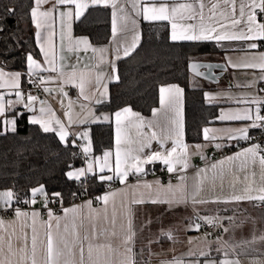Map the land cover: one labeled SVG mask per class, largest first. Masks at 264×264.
Returning a JSON list of instances; mask_svg holds the SVG:
<instances>
[{"label":"crops","instance_id":"1","mask_svg":"<svg viewBox=\"0 0 264 264\" xmlns=\"http://www.w3.org/2000/svg\"><path fill=\"white\" fill-rule=\"evenodd\" d=\"M178 2H191V0H178ZM205 4L210 6L212 0H204ZM239 4L240 0H237V13L239 16ZM35 6V4H34ZM123 6L127 12L133 15L137 20L136 31L140 34V39L137 47L131 52L132 55L139 47L142 41V25L143 23H167V21L148 22L144 21L142 17H135L132 13L131 5L126 3L125 0H119V5ZM51 7V4H44L41 10H47ZM96 7H104L94 6ZM89 8L85 14L91 9ZM110 9L112 13L111 6ZM64 10V9H62ZM223 5L221 3V8ZM84 14V16H85ZM208 9H205V15L207 16ZM82 16L79 20H81ZM79 20L73 21L72 24V37L74 39L86 37L91 46L96 49L104 48L107 52L104 53V59L101 60V54L94 53L91 48L87 51L83 50V46L79 50H68V40L65 34V38L61 41V27L59 22L58 13L54 14L53 18V46L56 54L55 67L57 71H41L48 75V78L43 83L45 88L49 91H45L47 97V103L40 105L37 99L33 101L30 107H25L28 104V96H34L32 93L25 94L23 91L24 85L29 78L28 67L26 72L17 70H7L0 68L6 75L0 84L5 81L11 82L13 73H20V87L18 89L10 87H2L0 89L6 90V93L0 94L3 97L4 114L0 116V130L4 131V121L16 119V116L20 112L27 114V120L30 123L32 116H37L43 120L53 121V127L55 120L59 119L65 126L69 135L67 141H71L75 144L77 141H85L79 134L88 132L89 140L91 141V128L90 125L97 123H111L113 127V144L112 147L106 149L100 153H95L92 147V151L87 154V160L83 161V165L80 167L72 168L69 171L77 169L87 168V164L90 160L95 161L97 158L103 162V155L105 152H111L112 156L109 158V162L114 168L115 164V150H116V117L115 113L122 111L125 108H130L133 112L138 113L144 118L145 127L142 132L150 136L152 131H155L158 136L163 137L162 129L167 123L164 119V113L158 116H153V111L149 115H144L141 112L135 110L130 106L123 107L114 113L98 110V106L107 101L110 96V87L118 80L115 76H118V63L122 59L128 56L123 55V49L125 46H130L132 42L133 32L128 31L126 33H118L115 41L112 36V15L110 17L111 36L107 43L94 44L91 39L84 34H76L74 27L75 23ZM260 22H264L258 18ZM34 24V23H33ZM35 27V24H34ZM129 24V29H131ZM245 25L242 23L237 26V30L243 29ZM36 32L38 31L35 27ZM44 34H47V30H41ZM172 41V40H171ZM190 43H211L224 49V52L208 53L198 58L197 60H205L210 62H218L226 65V70L223 72V76L219 78L220 82L223 78H226L225 87L220 89L216 84L210 81L205 82V93H208L213 97L210 102L206 99L210 105L217 106V115L212 120V123L202 128V140L198 143H190L186 140V110H185V91L183 92V123H184V138L183 142L188 146V168L183 169L182 164L176 163L174 165L175 170L173 172L168 171V166L162 161H154L143 165L142 172H136L135 169H131L124 182L114 175V171L105 169L104 173H100L99 165H94V172L98 175L113 176L112 180H104L106 186L118 182L120 185L114 189L103 192L98 201L95 202L90 198H85L80 201L74 202L70 205L64 206L58 213H53V219L51 220L53 226V234L56 235V219L60 217V232L64 233V226H68V233H65L67 238L71 240L72 225L75 223L76 230L79 232L81 238L87 235L89 240L93 243L111 244L114 250L111 255L113 264H121L122 261H126L131 256L135 264H220L221 261L228 259L232 261H239V264H264V240L260 237L264 236V203L258 200L252 201H240V202H226L224 199H218L222 193H227L230 189L227 187V183L223 189L219 186L211 191H205L201 193V197L197 199V202H193L191 193L196 180V173L200 169L210 168L213 163H217L220 160H224L229 156H233L236 153L250 148L254 145L247 144V142L261 129V127L251 128L249 125L252 121L247 120H220L219 116L222 112L227 113H243L245 109H253V116H255L256 104L250 103L253 100H262V94L260 92V83L264 77V68L258 65L264 64V51L262 49L264 41H179ZM256 43V49H250L249 44ZM36 44L41 54L40 59L33 57L38 63L41 64L43 69H50V65L44 62V55L40 50V45ZM47 47V45H45ZM119 47V53L116 49ZM119 55V59H117ZM61 57L63 59H61ZM196 61V60H195ZM246 64H254L257 67H243ZM113 65H115V73L113 72ZM234 65H237L234 67ZM63 72V75L60 72ZM75 72L74 82L72 74ZM81 74L85 77V86L83 95L80 92L78 84L80 82ZM24 76L26 79L24 80ZM101 77V83L98 86L96 81L97 77ZM119 77V76H118ZM196 76L192 75L191 78ZM107 85V94L101 96L100 93L104 91L103 85ZM177 85L183 89L179 84H166L163 86ZM162 87V86H161ZM184 90V89H183ZM21 92V97L18 98L15 93ZM65 93L67 95H65ZM87 97V99H85ZM206 98V97H205ZM101 100V103H96L97 100ZM11 101V103H9ZM246 101L248 103H246ZM34 107V108H32ZM46 109L45 113H41L40 109ZM160 91H159V104L154 109H160ZM30 109V112L27 110ZM153 109V110H154ZM262 111V106H261ZM69 113L72 123L69 124V116L65 113ZM169 115H172L169 113ZM261 115V112H260ZM104 116L109 119L105 121ZM151 122L152 127H147V124ZM256 123H260L257 121ZM32 124V123H30ZM38 125L39 124H33ZM10 127V126H9ZM208 128L210 130H225V131H210L209 139H204L203 129ZM247 128V139L236 138L229 139V135L238 136L237 130ZM43 131V129L41 128ZM231 130V132L227 131ZM10 131V130H8ZM54 133L55 131L48 132ZM134 134V130H133ZM57 135V134H56ZM58 136V135H57ZM215 137L213 139L212 137ZM59 138V136H58ZM242 144V145H241ZM219 145V147H217ZM241 145V146H240ZM199 146V147H197ZM237 149L228 154L225 157L213 159L212 154L216 150H222L225 148ZM173 147L172 141L167 140L164 147L161 148L158 140H152L149 147H146L143 152L136 153L141 158H146L154 151L167 152ZM261 150V149H260ZM179 152V149H178ZM260 154L263 155L262 151ZM251 171H255L257 176L252 177L258 180L259 164L251 166ZM251 171L249 175L251 176ZM92 175V173H86L84 179ZM241 179H243L244 173H239ZM185 177L184 187L185 195L187 197L186 202L183 203H152L153 200H166L173 198V191L176 193V197H180V191L178 186L181 185L180 177ZM100 180V179H99ZM101 181V180H100ZM150 185L151 187H148ZM171 185V191L169 190ZM5 191H11L8 189L0 190V193ZM114 194V195H113ZM42 196V200L38 201L36 197ZM109 196L107 205H105L102 197ZM201 198L204 202H200ZM35 201L33 203L32 201ZM143 200V203H134V201ZM16 201L15 196L10 204H5L3 199H0V237H3V250L0 251V260L11 262V264H22L21 256L24 255L20 251L24 247V237L27 236L28 250L27 255H31V237L33 235V227L37 232V259L42 264L44 248L46 244L45 233L47 231L46 223L49 222V216L45 220H41L42 210L45 208V204L48 205L49 201L46 197L40 193H37L32 197L30 204L26 208L13 209L12 207ZM91 202L89 207L88 202ZM75 212H69L67 215L64 213V209H73ZM27 215H16V211ZM36 212L39 215L33 218L32 213ZM107 216V219H105ZM132 221L131 233H134L132 240L125 245V238L130 235L128 220ZM208 218V219H205ZM35 219V224H33ZM113 219L115 223H113ZM207 223L211 220L212 223H216L218 227L223 231V237L216 239L209 236L201 224V221ZM196 225H199L197 229ZM94 226V227H93ZM227 229V231H225ZM103 232V235L100 233ZM115 232V235L112 233ZM95 234V239L93 236ZM170 237L169 238V235ZM9 239L12 243V251L9 252L7 244ZM87 243L84 241L85 257L87 256ZM132 249L131 253L127 252V248ZM217 249H220L219 251ZM75 255L70 257L73 260V264H79V248L74 249ZM107 254V249L104 250ZM206 253V255H201ZM227 254V255H225ZM30 264V262H27Z\"/></svg>","mask_w":264,"mask_h":264},{"label":"snow or ice","instance_id":"2","mask_svg":"<svg viewBox=\"0 0 264 264\" xmlns=\"http://www.w3.org/2000/svg\"><path fill=\"white\" fill-rule=\"evenodd\" d=\"M126 3L131 5L132 13L135 17H142L144 21L157 22V21H167L171 26L170 39L173 42L179 41H264V22H260L257 16V10L264 14V0H240L239 4V16L237 18V0H212L210 6L206 5L204 0H191V2H178V0H125ZM221 3L223 5V10L221 8ZM35 6L31 9V19L35 24L36 38L40 45V50L44 55V62L50 65V69H43L41 64L38 63L31 54L27 56V67L29 75L37 74L38 70L41 71H57L55 67L56 54L53 46V36L55 32L53 31V18L54 14L58 13L60 27H61V41L64 40L65 34L68 40V50L73 49L79 50L83 46V50L87 51L89 48L96 53L101 54V60L104 59V53L107 49L93 48L86 37L76 38L72 37V24L74 19L79 20L84 16L85 12L94 6H111L112 8V36L115 41L118 33H126L128 31L133 32L132 42L130 46H125L123 49V55L128 56L138 45L140 34L136 31L137 20L132 14L126 11L123 6L119 5V0H34ZM51 4V7L47 10H41L42 5ZM208 9L207 16L205 15V9ZM64 9V10H62ZM244 24L243 29L237 30V26ZM129 24L132 26L129 29ZM47 30L45 35L43 31ZM3 28L0 27V32ZM47 45V47H45ZM250 49H256V43L249 44ZM119 53V47L116 49ZM117 55V59H119ZM61 59H63L61 57ZM237 65H234L236 67ZM264 68V64L258 65ZM201 67L211 69L213 65H200L192 63L190 68L195 72L196 75H206L199 71ZM243 67H257L254 64H246ZM115 65H113V72L115 73ZM63 75V72H60ZM6 74L0 70V80L4 78ZM73 82L75 77V72L72 74ZM119 79L118 76L114 77ZM40 83H45L44 79H40ZM99 86L101 83V77H97L96 81ZM85 86L84 74H81L80 82L78 87L81 94L83 95ZM10 87L18 89L20 87V73H13L11 82L5 81L0 84V88ZM104 91L100 93L101 96L107 94V85H103ZM45 91L49 89L45 88ZM160 109L153 110V116H158L161 111L164 113V119L167 122L165 127L162 129L163 137L157 135L155 131L151 132L148 136L142 132V129L146 126L144 118L138 113L133 112L130 108H125L122 111L116 112V150H115V164L114 168L109 162V158L112 156L111 152H105L103 155V162L97 158L95 161L90 160L87 164V168H81L74 171H69L66 173L69 179L80 180L84 177L86 173L94 172V165H99L100 173H104L105 169L109 171H114V175L121 179V182L127 178L129 171L135 169L136 172L143 171V165L154 161H162L168 166V171L171 173L175 170L174 165L180 163L183 169L188 168V146L183 142L184 138V123H183V92L184 90L177 85L162 86L160 88ZM15 95L20 98L21 92L16 91ZM65 95H67L65 93ZM206 99L210 102L213 97L208 93H205ZM28 104L25 107H30L31 103L37 99L35 96H28ZM87 99V97H85ZM11 103V101H9ZM96 103H101V100H97ZM246 103H248L246 101ZM250 103L256 104L255 116H253V109L248 108L243 111V113H227L222 112L219 116L220 120H247L252 121L249 125L251 128L264 127V116L260 115L261 106H264V100H253ZM5 111L3 104V97L0 96V116H3ZM46 109L41 108L40 112L45 113ZM171 113L172 115H169ZM69 116V124L72 123L69 113H65ZM103 119L107 121L109 118L104 116ZM259 121L260 123H256ZM30 123L39 124L44 132L55 131L59 136L60 141L67 142V137L69 135L65 126L61 123L59 119L55 120V125L58 126L54 128L53 121L43 120L37 116H32L30 118ZM10 126V127H9ZM147 127L151 128L152 124L149 122ZM8 130L16 131V119L5 120L4 121V131ZM134 130V134H133ZM210 131H225V130H210L208 128L203 129L204 139H209ZM231 132V130H227ZM240 134L238 136L229 135V139L244 138L247 139L248 129L237 130ZM83 139L87 140L88 143L83 147V152L88 154L92 151L91 141L89 140L88 132L79 134ZM215 139V137H212ZM152 140H158L161 148L167 140H171L173 147L170 151H154L146 158H141L136 153L143 152L146 147L150 146ZM199 147V146H197ZM219 147V145H217ZM179 149V152H178ZM260 146L254 145L250 148L243 150L242 152L236 153L233 156H229L224 160H220L217 163H213L210 168L200 169L196 173V180L193 186V191L191 193V198L193 202H197V199L201 197V193L205 191H211L216 189L218 186L223 189L225 183L230 189L227 193H222L218 196V199H224L226 202H240V201H252L258 200L264 203V155L260 154ZM258 162L259 172L258 180L252 177L257 176L255 171H251V166ZM251 171V176L249 175ZM244 173L243 179H241L239 173ZM99 179L112 180L113 176L100 175ZM185 177L181 176V185L178 186L180 191V197H176L175 191H173V198L166 199L163 201L153 200L152 203H183L186 202L184 181ZM148 187H151L148 185ZM169 190L171 191V185H169ZM40 193L47 197V193L43 185L32 190V195L35 196ZM12 191H5L0 193V199H3L5 204H10L13 198ZM54 196H60V193H54ZM114 195V194H113ZM105 205H107L109 196L105 195L102 197ZM35 203V201H32ZM143 200L134 201V203H143ZM200 202H204L201 198ZM89 207L91 202H88ZM47 204H45V207ZM75 212L76 209H64L65 215L69 212ZM16 215H27L26 213H21L19 210L16 211ZM39 214L36 212L32 213L33 218L37 217ZM49 222L46 223L47 231L46 244L44 248V254L42 259V264H73V260L70 257L75 255L74 249L79 248V264H113L111 260V253L114 251L111 244H100L93 243L89 240L87 235L81 238L79 232L76 230V225L73 223L72 231L70 233L71 240L67 238L65 233H68V226H64V233L60 232V217H55L56 219V235L53 234V226L51 220L53 219V213L49 211ZM107 219V216H105ZM208 219V218H205ZM212 223L211 220H208ZM3 222L0 221V224ZM113 223L115 220L113 219ZM33 224H35V219H33ZM94 227V226H93ZM129 232L131 233L132 221L128 220ZM197 229L199 225H196ZM33 235L31 237V255H27L28 242L27 236L24 237V247L20 249L23 256H21L22 264H40L37 259V232L36 228L32 229ZM227 231V229H225ZM103 235V232L100 233ZM115 235V232L112 233ZM134 233L128 235L124 243L127 245L133 238ZM169 238L170 237V234ZM95 239V234L93 236ZM264 240V236L260 237ZM84 241L87 243V256L85 257ZM3 237H0V251L3 250ZM9 252L12 251L11 239H9L7 244ZM107 249V254L104 250ZM128 253L132 252V249L128 247ZM218 251L220 249H217ZM201 255H206V253H201ZM227 255V254H225ZM0 264H6L4 260H0ZM11 264V262H7ZM121 264H135L134 259L129 256L126 261H122ZM220 264H239V261H232L225 259L220 262Z\"/></svg>","mask_w":264,"mask_h":264},{"label":"trees","instance_id":"3","mask_svg":"<svg viewBox=\"0 0 264 264\" xmlns=\"http://www.w3.org/2000/svg\"><path fill=\"white\" fill-rule=\"evenodd\" d=\"M32 7L34 0H0V27L3 28L0 32V68L24 73L29 54L41 58L31 19ZM110 17L107 7L91 8L75 23V33L87 35L94 44L107 43L111 36ZM213 52L222 53L224 49L211 43L173 42L167 23H143L139 47L119 61V79L111 85L109 99L101 103L98 110L114 113L130 106L149 115L159 104L161 86L179 84L185 91L186 140L200 142L202 128L212 123L217 106L207 103L205 88L191 84L189 64ZM90 128L95 153L112 147L111 123L101 122ZM1 132L0 190L13 192L14 205L23 201L30 204L32 190L41 185L49 202L56 199L63 206L105 190L106 183L100 181L97 174L80 180L69 179L66 173L83 165V160L73 155L75 144L62 142L56 134L30 124L26 113L17 114L15 132ZM57 192L61 194L58 197L53 195Z\"/></svg>","mask_w":264,"mask_h":264},{"label":"built area","instance_id":"4","mask_svg":"<svg viewBox=\"0 0 264 264\" xmlns=\"http://www.w3.org/2000/svg\"><path fill=\"white\" fill-rule=\"evenodd\" d=\"M257 16L258 18H260L261 20H264V14L260 13L259 10H257ZM262 49L264 51V43L262 46ZM43 78L44 81L48 78L47 73L45 72H38L37 74H33V75H29V78L27 79V83L26 85H24L23 87V91L25 94L27 93H32V95H34L35 97H37V102L40 105H45L47 103V97L44 91V87L43 84L40 83V79ZM260 92L262 94V100H264V78L262 80V82L260 83ZM6 93V90L0 89V94H4ZM261 115L264 116V106H262V111H261ZM247 144H252V145H259L260 149L264 155V127H261L260 132L253 136L248 142ZM86 145L85 141H77L75 143V150L73 151V155L75 157H79L81 158L83 161L87 160V154H85L83 152V147ZM237 149V146L234 148H225L222 150H216L213 152L212 154V158L213 159H218L221 157H225L228 154H230L231 152H233L234 150ZM120 184L118 182H115L111 185H108L105 187V191H109L111 189H114L116 187H118ZM102 192V193H103ZM101 193V194H102ZM101 194H97L94 196H87L86 198H90L93 201L97 202L100 195ZM36 199L38 201L42 200V196L38 195L36 197ZM29 204L26 201H23L21 203H17L14 205L13 209H22V208H26L28 207ZM63 205L60 204L56 199L51 200L48 205L42 210V214H41V220H45L48 216L49 211H51L52 213H58L63 209ZM201 224L204 227V231L211 237H214L216 239H221L223 237V231L218 227V225L216 223H207L205 221H201Z\"/></svg>","mask_w":264,"mask_h":264},{"label":"water","instance_id":"5","mask_svg":"<svg viewBox=\"0 0 264 264\" xmlns=\"http://www.w3.org/2000/svg\"><path fill=\"white\" fill-rule=\"evenodd\" d=\"M192 63L200 64V65H213L211 69L201 67L199 69L200 72L205 73L206 75H196L195 72L190 68V65ZM189 70L190 73L198 78H201L206 81H210L213 83H217L219 81V78L223 76V72L226 70V65L223 63H218V62H210V61H205V60H196L192 61L189 64ZM34 108V107H32ZM31 110L28 109L27 112H30ZM24 112H20L19 115L23 114Z\"/></svg>","mask_w":264,"mask_h":264},{"label":"rangeland","instance_id":"6","mask_svg":"<svg viewBox=\"0 0 264 264\" xmlns=\"http://www.w3.org/2000/svg\"><path fill=\"white\" fill-rule=\"evenodd\" d=\"M264 78V77H263ZM191 84L194 85V86H197V87H203L205 86V82L203 79L201 78H198V77H194V78H191ZM226 78H223L220 82H218L216 85L222 89L225 87V83H226ZM204 88V87H203Z\"/></svg>","mask_w":264,"mask_h":264}]
</instances>
